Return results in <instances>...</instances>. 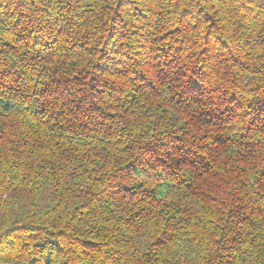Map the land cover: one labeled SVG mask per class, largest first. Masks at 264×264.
Instances as JSON below:
<instances>
[{
	"label": "trees",
	"instance_id": "16d2710c",
	"mask_svg": "<svg viewBox=\"0 0 264 264\" xmlns=\"http://www.w3.org/2000/svg\"><path fill=\"white\" fill-rule=\"evenodd\" d=\"M0 264H264V0H0Z\"/></svg>",
	"mask_w": 264,
	"mask_h": 264
}]
</instances>
